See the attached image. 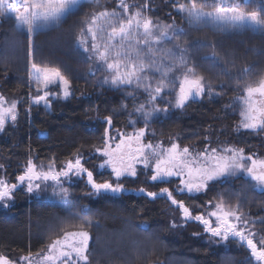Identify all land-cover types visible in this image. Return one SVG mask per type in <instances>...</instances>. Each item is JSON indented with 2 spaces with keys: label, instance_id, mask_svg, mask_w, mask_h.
I'll use <instances>...</instances> for the list:
<instances>
[{
  "label": "trees",
  "instance_id": "obj_1",
  "mask_svg": "<svg viewBox=\"0 0 264 264\" xmlns=\"http://www.w3.org/2000/svg\"><path fill=\"white\" fill-rule=\"evenodd\" d=\"M205 1L196 0L197 6ZM129 2L142 4L144 0ZM148 2L152 11L147 14L154 21L171 24L174 19L175 24L183 29L181 44L187 41L184 46L189 50V62L195 63L197 71L212 83L214 92L220 94L194 99L183 109L170 108L167 113H157L149 123L146 142L151 140L165 146L178 142L182 147L189 146L192 151H202L209 144L218 148L232 146L243 148L245 155L264 159V131L252 132L238 127L241 117L237 97L243 95V91L236 87L237 81L243 83L247 79H257L264 71V33L246 26L221 31L212 24L190 25L175 11L173 3L187 5L192 0ZM239 3L242 9L258 11L264 17V0H239ZM107 6L114 7L112 0H108ZM90 10L85 6L71 17L72 25L62 23L59 28L38 32L33 37L37 40L32 49L35 61L43 57L48 62L57 61V49H52L59 44L68 49L59 54L62 57L60 64L70 69L69 78L74 85V96L68 100H54L49 110L33 106L30 112H26L30 95L36 94L22 78L26 69L21 65H9L8 68L0 58V94L19 102L17 122L14 125L9 123L0 133V178L15 181L28 159L47 167L55 158L59 168L79 148L85 166L93 170L98 181L112 179L110 169L99 167L102 158L92 148L102 143L106 127L104 117L113 116V135L116 130L132 131V121L136 122L134 126L137 128L144 126L142 117L134 109L140 103L151 107L147 104V95L136 90L134 97H129L126 92L133 91L132 88L113 90L100 87L97 79L101 72L88 74L90 62L73 42L72 26ZM15 35L18 33L12 22L1 20L0 52L8 37ZM173 43L168 41L166 46L171 47ZM213 46L215 57L212 55ZM245 68L251 71L245 73ZM157 103L164 107V101ZM122 104L126 108H121ZM148 176L147 170H141L138 177L122 180L127 189L124 193L101 194L98 198L87 194L83 187L71 186L72 198L77 203L71 211L74 214L41 198L16 193L14 204L7 210H0V252L13 259L29 251L32 257H36L37 253L43 254L42 250L57 238L61 229L79 230L82 218L92 222L87 228L92 237L90 264H244L247 249L233 240L227 242L226 247L211 242L203 227L193 221L182 227L166 198L152 200L140 192V188L158 192L160 187L176 186L173 183L153 184ZM80 182L72 180L71 184ZM244 183V177L230 178L210 185L207 193L185 194L178 198L184 199L194 213L207 211L204 207L206 201L215 202L218 193H225V197L235 203V195L229 194L240 191ZM242 200L243 206L248 207L249 219L264 218V194L249 191ZM85 206L86 213L83 211ZM173 222L176 227L171 226ZM260 231L264 235V225L260 224Z\"/></svg>",
  "mask_w": 264,
  "mask_h": 264
},
{
  "label": "snow or ice",
  "instance_id": "obj_2",
  "mask_svg": "<svg viewBox=\"0 0 264 264\" xmlns=\"http://www.w3.org/2000/svg\"><path fill=\"white\" fill-rule=\"evenodd\" d=\"M114 7H109L108 0H0V17L12 16L18 31L29 38L28 80L35 83V95H30L26 112L33 106L50 109L54 100H68L74 96L73 80L59 67L37 63L32 58L33 37L42 28H59L70 17L76 16L85 6L91 8L71 28L73 42L80 48L88 64V74L101 72L97 79L100 87L113 90H125L129 97L139 90L147 95L146 107L140 103L134 109L143 119V127H135L132 132L116 130L113 135V116L104 117L106 127L101 145H93V151L102 158L100 168L110 169L112 179L98 181L93 170L85 166L80 149H76L72 158L56 167L52 158L45 167L28 159L22 173L15 181L0 178V204L10 207L19 186H25L28 194L39 195L42 185L53 187L52 196L60 206L70 214L76 201L69 190L63 187L65 181L86 178V185L91 189L89 195L122 194L127 189L122 180L136 178L141 170H147L151 183L171 184L176 186L160 187L159 191H147L140 188L146 197L152 200L166 198L180 212L185 222H197L214 243H227L230 240L245 246L250 258L244 264H264V237L256 239L255 225H264V218L259 221L249 219L242 210V197L249 191L264 194V159L245 155L243 148L226 146L224 148L207 145L202 151H192L189 146L173 142L168 146L163 143L146 142L148 126L157 113H167L170 108L183 109L194 99L205 95H219L205 76L197 71L195 63H190L188 48L181 44L180 33L183 29L175 24H160L147 13L152 11L148 0L144 3L129 0H112ZM175 11L181 14L190 25H215L219 30H237L248 24L264 33V17L258 11L242 9L239 0H215L211 5L197 6L196 0L190 4L173 3ZM210 7V11H205ZM174 42L171 47L166 42ZM213 57L216 56L213 46ZM249 73L250 68L243 70ZM53 85H58L59 92H53ZM237 89L243 95L237 97L240 102V122L243 130L264 131V71L257 79L237 81ZM168 99H165V97ZM157 101H164L160 107ZM19 102L9 100L0 94V132L6 126L18 120ZM121 108H126L122 104ZM2 167V166H0ZM245 178L240 191L235 195L236 202L225 201V193H218L215 202L206 201L207 211L194 213L178 198L187 194L207 193L210 185L223 183L230 178ZM250 181V183L248 182ZM59 189L58 191L56 189ZM88 211L87 206L83 209ZM92 224L81 218L77 231L61 229L41 253L43 264H90L89 245L92 239L87 228ZM172 227H176L175 222ZM198 235V234H194ZM32 253L13 259L0 252V264H33Z\"/></svg>",
  "mask_w": 264,
  "mask_h": 264
},
{
  "label": "rangeland",
  "instance_id": "obj_3",
  "mask_svg": "<svg viewBox=\"0 0 264 264\" xmlns=\"http://www.w3.org/2000/svg\"><path fill=\"white\" fill-rule=\"evenodd\" d=\"M214 2H215V0H206L204 2V4L211 5ZM207 8L208 9H205V11H210L211 10L210 7H207ZM1 20L2 21L9 20L10 22H12L13 27H14L15 31L18 33V35L8 37V39L6 41V45H4V43L2 44V47H1L2 48V51L0 52V58L4 59V61L8 64L7 65L8 68H9V65H11V66H16V65L19 66V65H21V67H23L24 69H26V72L23 73L22 78L24 79V81L26 82V84L30 85L29 84V80H28V69L30 67V65H29V59H30V57H29V54H28L29 53V47H28V45H29V38H28V36H27L26 33L20 32V31H18L16 29L14 17H12V16L0 17V21ZM64 23H65L64 25H67V23H68V25H72V23H74V22H73V19L70 17ZM244 26H246L248 28H251L253 30H257L256 28H254V27H252V26H250L248 24H245ZM49 29H51V28H42L38 32L46 31V30H49ZM36 42H37V40L35 41V39H33V44L36 43ZM56 49H57V53L56 54H58V56H57L58 60L57 61L52 60V61H49L48 62V60L44 59V57H43V58H38V60H36V62L37 63H43V64L50 65V66L59 67L62 72H64L67 76H69L70 75L69 74L70 69H67V68H64V67L61 66L60 60L62 59V57L59 55V54H63L62 52H67L68 49H66L64 46H60V44L57 45L56 48H53L52 50H56ZM51 56H52V53H51ZM73 58H78V57L73 56ZM30 86L32 87V89L35 92V83L32 82ZM51 87H52L53 92H59L58 85H53ZM39 107H43V106H39ZM47 110H49V109H47ZM132 131H130V132H132ZM149 175H150V173H149ZM74 181H75V177H74ZM85 182H86V180H85ZM176 183L177 182L174 180L173 181V184H176ZM56 190L58 191L59 189L57 188ZM20 192L22 194H25L28 197L41 198L44 201H47L48 203L55 204V205L59 206L60 208H62L63 210H66L62 206H60L58 200L55 197L52 196L53 187L51 185H49L47 188H45L42 185V188H41V191H40L39 195H37L35 193L34 194H28L26 192L25 186H22L21 187ZM109 194H111V193H109ZM92 196L94 198H97L98 197L96 195H92ZM225 201L226 202H229V203H232L233 202V200H229L226 197H225ZM14 202H15V195H14V199L9 202L10 203V207L14 204ZM10 207L5 208V207H3L2 204H0V210H7ZM200 210H202V209H200ZM242 210L246 213L247 210H248V207L246 208L245 206L242 205ZM248 218H249V216H248ZM190 222L191 221H188V222L183 221V224L186 225L187 223H190ZM256 239L259 240L260 238H257L256 237ZM219 245H222L223 247H226V243H223V242L219 243ZM242 247L246 249L245 246H242ZM43 254H41V255H43ZM247 257L250 258L249 253H247ZM32 261H33V264H43L42 259H41V256L32 257ZM253 264H254V262H253Z\"/></svg>",
  "mask_w": 264,
  "mask_h": 264
},
{
  "label": "flooded vegetation",
  "instance_id": "obj_4",
  "mask_svg": "<svg viewBox=\"0 0 264 264\" xmlns=\"http://www.w3.org/2000/svg\"><path fill=\"white\" fill-rule=\"evenodd\" d=\"M74 180V177L71 179V181ZM75 180H80L81 182L79 184H71V181H65L63 183V187L67 188L69 190V192L71 193L70 191V187L71 186H76V188H79V187H83V189L85 190V192H87V194H89V192H91V189L86 185V178H75ZM84 181V182H83ZM21 189V188H20ZM20 189L16 190L15 194L20 192ZM259 196V195H258ZM98 198V197H97ZM79 201V200H77ZM257 202V201H256ZM168 203L170 204V202L168 201ZM172 206V205H171ZM173 210L172 211H175L176 213V217L178 218V220L180 221L181 223V226L184 227V224H183V220L181 219V215H180V212L178 210L175 209L174 206H172ZM71 214H74V213H71ZM257 220H259V218H257ZM194 223H197V222H194ZM255 230L257 232V238H262L264 237V235L262 234V232L260 231V223L258 222L256 225H255ZM242 246V245H241Z\"/></svg>",
  "mask_w": 264,
  "mask_h": 264
},
{
  "label": "water",
  "instance_id": "obj_5",
  "mask_svg": "<svg viewBox=\"0 0 264 264\" xmlns=\"http://www.w3.org/2000/svg\"><path fill=\"white\" fill-rule=\"evenodd\" d=\"M21 187H22V186H19V187L17 188V190L20 189Z\"/></svg>",
  "mask_w": 264,
  "mask_h": 264
}]
</instances>
